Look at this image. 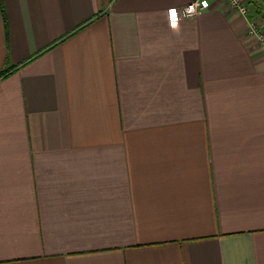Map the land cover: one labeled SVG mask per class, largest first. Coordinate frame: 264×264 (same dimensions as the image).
<instances>
[{
    "label": "crops",
    "instance_id": "0c3cea01",
    "mask_svg": "<svg viewBox=\"0 0 264 264\" xmlns=\"http://www.w3.org/2000/svg\"><path fill=\"white\" fill-rule=\"evenodd\" d=\"M2 1L0 264H264V49L245 17Z\"/></svg>",
    "mask_w": 264,
    "mask_h": 264
},
{
    "label": "built area",
    "instance_id": "2783aa9c",
    "mask_svg": "<svg viewBox=\"0 0 264 264\" xmlns=\"http://www.w3.org/2000/svg\"><path fill=\"white\" fill-rule=\"evenodd\" d=\"M217 3H226L232 10L245 17L247 20V33L255 36L261 48L264 49V32L258 27L254 19L249 18L250 5L248 0H190L179 10H174L168 13V22L175 23L179 18H192L197 14L211 9Z\"/></svg>",
    "mask_w": 264,
    "mask_h": 264
},
{
    "label": "rangeland",
    "instance_id": "374dc122",
    "mask_svg": "<svg viewBox=\"0 0 264 264\" xmlns=\"http://www.w3.org/2000/svg\"><path fill=\"white\" fill-rule=\"evenodd\" d=\"M254 1L257 2L258 4H261L260 3L261 0H254ZM261 6H262V4H261ZM251 10H252L253 14L255 12V15H253V16L256 17L255 21H256L258 27L264 32V8L263 7L261 8V12L260 13H257L255 8H253V7H251Z\"/></svg>",
    "mask_w": 264,
    "mask_h": 264
},
{
    "label": "trees",
    "instance_id": "16d2710c",
    "mask_svg": "<svg viewBox=\"0 0 264 264\" xmlns=\"http://www.w3.org/2000/svg\"><path fill=\"white\" fill-rule=\"evenodd\" d=\"M248 2H249L250 7L255 8L257 13L261 12V8L263 7V6H261V4H258L254 0H248ZM0 11H1V14L3 15L4 20H5L4 9H3V1L2 0H0ZM3 73H4V71L1 73V75H3Z\"/></svg>",
    "mask_w": 264,
    "mask_h": 264
},
{
    "label": "snow or ice",
    "instance_id": "6c2138e0",
    "mask_svg": "<svg viewBox=\"0 0 264 264\" xmlns=\"http://www.w3.org/2000/svg\"><path fill=\"white\" fill-rule=\"evenodd\" d=\"M172 14L175 15V11L174 10H173Z\"/></svg>",
    "mask_w": 264,
    "mask_h": 264
}]
</instances>
